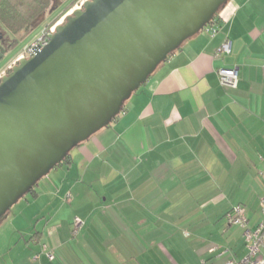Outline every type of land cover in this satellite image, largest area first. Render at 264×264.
I'll return each instance as SVG.
<instances>
[{
	"label": "crops",
	"instance_id": "obj_1",
	"mask_svg": "<svg viewBox=\"0 0 264 264\" xmlns=\"http://www.w3.org/2000/svg\"><path fill=\"white\" fill-rule=\"evenodd\" d=\"M216 20L215 34L187 40L110 125L39 181L32 200L9 211L0 264H226L247 256L246 227L227 214L243 205L248 228L264 222V0H229ZM227 40L231 52L219 53ZM224 67L237 69L236 88L221 84Z\"/></svg>",
	"mask_w": 264,
	"mask_h": 264
},
{
	"label": "water",
	"instance_id": "obj_2",
	"mask_svg": "<svg viewBox=\"0 0 264 264\" xmlns=\"http://www.w3.org/2000/svg\"><path fill=\"white\" fill-rule=\"evenodd\" d=\"M228 2L85 0L15 64L0 81V223Z\"/></svg>",
	"mask_w": 264,
	"mask_h": 264
},
{
	"label": "built area",
	"instance_id": "obj_3",
	"mask_svg": "<svg viewBox=\"0 0 264 264\" xmlns=\"http://www.w3.org/2000/svg\"><path fill=\"white\" fill-rule=\"evenodd\" d=\"M85 1V0H84ZM77 7L80 8L83 5ZM74 8L68 13H66L61 20L57 21L52 25H46L43 28L42 33L35 37L32 42L26 44L21 50V53L14 60H11L3 69L0 70V81L2 77L8 74L13 66L17 64L22 58H29L34 54L35 48L42 49L45 47L51 40L52 35L55 33L56 28L59 24L63 23L66 20L67 15L71 14ZM205 29L209 30L212 34H215L218 31V28L215 27V24L208 25ZM232 49L231 41H225L222 46L219 48V53H230ZM218 75L222 85L236 88L239 83V75L236 68H220L218 70ZM262 211L264 213V198L262 200ZM227 220L230 224H237L245 229V238L248 243V254L247 256L239 261H236L234 258L230 259L226 264H264V222H261L255 229H250L248 225L247 210L243 205H237L227 214ZM82 221L76 219L74 222L73 233L77 234L79 228L81 227ZM43 251L47 252V255L53 259L54 254L48 251V245L46 243L42 244ZM39 256L35 255L34 259H37ZM201 264H208L206 261H203Z\"/></svg>",
	"mask_w": 264,
	"mask_h": 264
},
{
	"label": "trees",
	"instance_id": "obj_4",
	"mask_svg": "<svg viewBox=\"0 0 264 264\" xmlns=\"http://www.w3.org/2000/svg\"><path fill=\"white\" fill-rule=\"evenodd\" d=\"M74 2L75 0H0V52L4 55L9 52L19 40L33 31L42 17L61 4H64L63 10L71 8ZM216 23L215 16L212 24ZM36 186L37 184L29 193L36 192Z\"/></svg>",
	"mask_w": 264,
	"mask_h": 264
},
{
	"label": "rangeland",
	"instance_id": "obj_5",
	"mask_svg": "<svg viewBox=\"0 0 264 264\" xmlns=\"http://www.w3.org/2000/svg\"><path fill=\"white\" fill-rule=\"evenodd\" d=\"M82 1L84 0H75L73 6H71V8L66 7L65 9L61 10L64 4H61L57 9L53 10L52 12L48 13V15L42 17L39 21V23H37V25L35 26V28L33 29V31L26 37L23 38L21 40H19L12 48L9 52H7L5 55H3L2 58H0V70L3 69L11 60H14L16 57H18L21 53V50L24 48V46L30 42L33 41V39L37 36H39L42 31L43 28L46 25H52L54 23H56L57 21L61 20V18L68 13L69 11H71L74 8H77L79 6H81ZM61 10V11H60ZM60 11V12H59ZM58 13V14H57ZM49 176L44 177L43 179V183L47 182L49 180ZM40 180V181H41ZM33 194L32 193H28L26 194L23 198H21V200L15 204L12 208H14L15 206L18 207V204L20 202H22V204H26L25 202H27V198L29 200H32ZM16 207V208H17ZM11 208V209H12Z\"/></svg>",
	"mask_w": 264,
	"mask_h": 264
}]
</instances>
